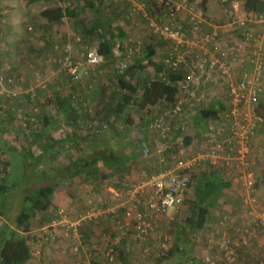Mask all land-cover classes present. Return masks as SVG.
<instances>
[{
	"label": "trees",
	"instance_id": "16d2710c",
	"mask_svg": "<svg viewBox=\"0 0 264 264\" xmlns=\"http://www.w3.org/2000/svg\"><path fill=\"white\" fill-rule=\"evenodd\" d=\"M190 1L192 2L196 0ZM144 3L146 6V12L153 15V8H155V4H151L148 0H144ZM224 4L228 5H226L225 8L228 10L229 3ZM198 6L203 9L206 15V0L200 1ZM241 8L244 11H254L264 14V0H241ZM156 10L160 13L166 12V9L163 6L160 8L156 7ZM121 12L124 14L126 21L128 20V22L130 21L133 23L143 22L148 28L147 22L142 13L133 12L131 4L125 0H61L59 6L49 7L40 12V16L46 21L47 25L52 28L56 27L57 25H61L64 23V21H69L72 27V33L78 36L77 45L86 47L91 44L94 46V49L97 50V53L100 57V63L103 61V64L107 68L111 67V69L114 71V83L112 91L108 96H103V87L101 85H97V95H99L97 96V98H99L97 99L98 108H96L93 113L84 115H82L83 113L81 114V111L79 113V110H76L79 108L83 109L82 104L87 103L84 99L79 98L72 93L69 94L63 92V88L60 90L57 87L59 83L55 85V88H51L53 91L49 96H47L48 98L45 100V105L57 110L62 121L65 120L63 125H61L62 131L58 137L48 134V131L51 128L49 117L44 115L42 117V127H40L38 131H34L30 125L31 119L28 118L25 113H21L22 106H10L11 104L5 103L4 96L0 97V137L1 134H3V132L5 133L6 131V129H4V118L6 116H10L13 122L16 121L19 123V128H16V131L11 129L14 134L18 135L20 133V135H25L27 138L23 140L24 142L18 140L19 143H13L12 145L5 144L2 142L1 138L0 143L5 145L9 151L14 150L18 153L21 152L23 156L28 155L30 162V158H34V165L36 164L38 166L40 163L45 161L44 159L47 155H50L54 151L59 152L60 149L61 153H63L65 149L68 151V149H73L75 146L79 145V147H84L89 151V155L85 154V157H78L77 159L70 161L65 169L61 171L60 177L59 173L56 172L53 176L42 174L40 177L33 178V176L30 175V166L29 164H26V173L29 175L26 178V181H24L21 185L16 184L15 180L12 178L11 159L8 157L6 152L1 151V155L5 158L2 157L0 159V163L3 165L2 168L0 167V169L3 170V174L0 176V213L7 209L8 200L10 199L12 191L17 185L20 190L17 196L19 205L21 204V207L18 208L14 228L0 221V264H32L31 261L33 260V254L37 250V246L42 247L43 244L48 241L45 240L46 236L44 232L33 234L32 230L36 222H38L40 225H45L51 220L54 221L59 218L58 211L60 209L55 211L52 204V198L55 194L56 188L59 185L57 182L58 179L61 181V183H63L65 179L71 177L73 174H81L83 172L95 174L99 173L102 167L106 168V170L110 173L102 175L104 180L109 179L110 176L117 173L116 171H119L118 169L120 165L116 164L117 161L118 163L121 162V164H123L122 166H124V164L132 157H140V155H137L136 153L142 154V152H138L142 149V137L140 136V143L137 144V141L135 140L137 138H134L132 135L131 128H135L133 125L134 123L132 119V113L140 114L141 118L147 115H152L155 118L159 114L164 113V111H169L182 96L177 88V83L184 78L185 72L179 71L173 73L162 63L163 58L169 50V43L158 38H152L151 41L145 44L144 48L139 52L138 55L141 56L139 59L134 55L128 56L130 54V48L127 51L126 46L129 44L130 35L132 34L133 30H126L124 27H122V23L118 21ZM209 22L210 21H208V24L205 25H210ZM54 31L56 30L54 29L52 32L53 36H55ZM47 33H50V31H47ZM201 33L203 34V32ZM67 36H69L67 32H61L62 39L60 43V49L61 54H64L61 60L69 55L71 61L76 63L74 58H76L77 55H81L80 50H76L75 53L73 52L74 57H72L71 45L67 44L70 47V53L68 54V52H64V49L67 46L64 44L68 41ZM25 40H27L28 43H31V37L29 35L25 37ZM45 40L47 41V39ZM47 42L49 46L54 45V43L50 40ZM117 45L118 54H116ZM165 45L166 48L168 47V50L164 51V54L159 56L157 48L163 47ZM89 49L93 48H85L82 53H85ZM47 57L54 56L47 55L45 59ZM53 63L58 65L55 59H53ZM118 63H120V65L124 63L126 67H119L117 66ZM148 70L153 71V77L147 82H142L140 80L141 73H144ZM62 71L68 75L66 70ZM262 81L264 83V74L262 76ZM8 86L9 85L0 87V89H5ZM216 87L220 91L221 85H217ZM43 92V90H39L38 95L43 96ZM222 95L223 94L219 92L218 98L211 106H194V113H191V116H188L187 118L192 122H199L200 125H204L208 121L216 119L218 114H221V112L225 110L222 105L224 106L228 103V100L222 98ZM16 96L17 95L11 94L9 95V98ZM29 97L31 100L34 98L31 97V95H29ZM87 101L89 102L90 100L87 98ZM17 107L18 109H16ZM255 110L258 118L261 119V122H264V114L262 112L264 111V95L259 98L258 103L255 105ZM182 113L185 115V108H182ZM98 122L104 123L107 128L111 130L115 139H112L113 145L110 143H105L100 149L92 150L90 146H88L90 145L89 142L91 139L90 141H84L83 137L86 138L87 134L93 135L94 132L97 133L95 129ZM119 122L122 123V126L119 124ZM261 122L257 124L255 134L250 139V154L254 150L252 141L256 136L259 126H261ZM178 123L179 119L170 122L168 137L165 140H162L156 131L150 129L151 132L156 135L155 141L157 144L159 143L158 151H162V154L165 152L164 155L169 157V162H167L166 166L164 165L165 163H161L162 169L164 167L165 169L171 168L174 166L175 160L184 159L190 156L188 153H185V155L181 154L182 149L186 148L187 152H191L193 149L196 150V148L200 147V142L205 139V136H203L201 133V126L197 128V137H192L186 134V128H183L180 124L178 125ZM123 140L126 141L123 142ZM130 140L133 141L132 144L129 142ZM163 142H166L167 148H163L161 146ZM116 144H120L121 146L128 145V147L124 146V149L122 148L121 151L120 149L116 148ZM33 145L39 147L37 153H35L36 151H30ZM123 152H125V154L121 155ZM250 154L249 157L253 166L255 163H253ZM147 157L146 161L149 163L150 168L148 171L142 173L140 179L145 175L149 176L150 174L159 172L158 167L155 165L153 167L150 159H147ZM114 167H117L118 169H114ZM114 177L116 178L119 176L116 175ZM115 178L111 179L113 180ZM7 179L8 182L10 181V183H7ZM31 182H38V184H32ZM233 182V178L230 177L226 170L215 169L207 165L196 168L186 186V199H184L181 208L178 209L180 210L185 207L186 217L176 226V238L181 239L183 242L185 241L186 237L192 236V241H195V236H198L199 234L201 235V233L207 231L211 210L218 204H221L222 206L228 204L227 206H230V210L234 212V214L237 213L238 208H240V204L236 205L234 202L230 203L228 196H226L232 189ZM29 185H31V188L28 192L27 190L25 192V188H28ZM261 185H264V175L256 176L255 190H258ZM139 199L140 200L138 203L136 202V205H138L140 210H143L146 196L143 194L139 197ZM90 203L91 204H89V207L94 208L92 206L93 201ZM232 208L236 209L233 211ZM121 209L123 210L122 207ZM48 215H51L52 218L46 219L45 222L42 221L43 217L46 218ZM67 215L72 220L73 217H70L71 213L69 214V212H67ZM154 215L155 214H149L150 220H152ZM96 221L97 219L84 220L81 226H79L77 229V233L79 235L78 238L74 237L72 231L65 230V227L61 226V242H64V246L70 242L72 253L79 254L81 251H83L81 249L82 244H85L90 237V232H87V230H91L89 228L92 227L91 232H95V230H98L96 225L100 224L102 226L100 222L95 223ZM120 222L121 223L119 224H123V219H121ZM249 225L254 229L255 233L259 234V237L263 240V236L260 234L261 232L259 228L254 225L253 221ZM131 226L129 228L119 226L118 228L128 235L130 241L138 243V245H145L144 243L147 241L149 236L145 239V241L138 242L133 238L135 231L133 228H131ZM103 227L106 228L100 230L102 232L101 234H104V236L107 237L103 256L108 264H162L164 261L172 258L173 255H176V257L178 255L179 247L174 246V249L170 248V250L160 256H155L154 254L146 255L142 251H139L138 256H134L131 252L126 253L124 251L125 244L123 239L125 237L120 239V236H115L114 230H111L108 225H104L102 228ZM237 229L238 227L235 231V237H232L227 233L231 239H239V232H237ZM109 237L111 238L110 241L108 240ZM116 238L119 240L115 243ZM53 240L54 241H51L56 245L60 240L59 235ZM247 246L248 245L241 246L239 249L245 251ZM211 247L215 248L214 246ZM75 248L77 249L75 250ZM108 249L113 250L112 259H109L106 253ZM38 251L40 254L39 262L41 264H45L43 262V257H41L42 253L40 248ZM84 251L87 252L86 250ZM94 252L95 250H93V253ZM216 253L218 254V252ZM218 259V261H214L215 264H225L222 262L219 255ZM238 261L239 264H241L240 258ZM261 262L262 260L260 259L254 262V264H259ZM190 264H200V261L194 257H191Z\"/></svg>",
	"mask_w": 264,
	"mask_h": 264
},
{
	"label": "built area",
	"instance_id": "2783aa9c",
	"mask_svg": "<svg viewBox=\"0 0 264 264\" xmlns=\"http://www.w3.org/2000/svg\"><path fill=\"white\" fill-rule=\"evenodd\" d=\"M125 1L131 4L133 12L142 13L154 36L169 43L163 65L173 73L185 72L184 78L177 83L182 96L169 111H164L152 120L150 129L156 131L162 140L168 137L170 122L176 119H179L178 125L187 129L190 125L187 117L194 113L193 107L218 98L215 88L213 89L215 84L222 85L221 89L225 86L226 92H220L228 103L216 119L201 126L205 139L200 142L199 148L190 152V156L175 160L171 168L145 175L139 184L128 191L122 204L124 222L121 227L129 228L132 225L131 228L135 231L133 238L138 242L145 241L153 230L149 214L162 216L181 208L192 173L196 168L207 165L226 170L234 183L239 184L240 206L252 216L254 225L263 236L264 247V205L255 190L256 175L249 157L250 139L255 134L257 124L261 122L255 105L264 95V14L244 11L235 0H223L224 3H229L228 20L221 24H211L210 32L202 34L201 28L208 21L205 12L198 6V1L148 0L155 4L153 15L146 12L144 0ZM162 6L166 9L164 13L156 10V7ZM255 27H260L263 32H256ZM229 37L235 39L233 44H229ZM64 52L70 53L69 45ZM129 53H132L131 49ZM80 56L81 61L76 63L71 61L69 55L57 63L73 79L78 78L81 68L95 67L100 63V57L94 48ZM121 67L125 68L126 65L123 63ZM47 81L48 77L45 76L28 92L34 91L36 87L44 88ZM11 82L10 78L3 80L0 77V87L11 85ZM1 95L3 93L0 89V97ZM182 108H185V115ZM161 146L167 148L166 142ZM143 194L146 196L145 205L140 210L136 204ZM102 212L90 208L84 216L71 220L67 212L60 209L59 218L45 228V238L55 239L54 234L61 226L72 231L74 237L78 238L77 229L82 222L94 220ZM228 221L229 216L223 214L218 226L222 227ZM250 223L246 222L237 229L239 239H231L225 231L207 239L208 245L216 248L223 263L239 264V247L248 245V235L255 234ZM115 240L116 243L119 239ZM112 252V249L106 252L109 259H112ZM32 261L34 264H41L38 252L33 254ZM203 261L215 264L210 255H206ZM259 264H264V261Z\"/></svg>",
	"mask_w": 264,
	"mask_h": 264
},
{
	"label": "rangeland",
	"instance_id": "374dc122",
	"mask_svg": "<svg viewBox=\"0 0 264 264\" xmlns=\"http://www.w3.org/2000/svg\"><path fill=\"white\" fill-rule=\"evenodd\" d=\"M200 1L202 0H199L198 2ZM207 1H208L209 12L212 11L211 10L212 8L217 11H221V10L224 11L227 5L224 4L223 0H207ZM235 1H237L238 3L240 2L241 5V0H235ZM60 3L61 0H0V21H1L0 77L3 78V80L10 78L12 80L11 87L13 88L14 85H16V87L18 88L24 86L25 81H32L28 83L30 84V87H35V85L38 82L42 81V79H44L45 76L48 77V81L44 88L36 87L34 91L28 92L30 90L29 89L30 87L26 85V89L20 88L21 90L17 91L16 95L22 96L21 98H23L24 102L26 103V107L21 108L22 110L21 113L22 114L25 113V115L31 119L30 125L32 129H34V131L36 130L38 131V129L42 127L43 124L42 117L45 115L46 117L50 118L49 122H51V128L49 129L48 134L51 136L55 135L56 137L60 136L61 134L62 131L61 125H63L62 123L63 121L57 110H54L48 105H45V100L46 98H48L47 96H49L53 91L51 88L53 87L55 88V85L59 83L57 87L60 90L61 88H63L62 89L63 92L69 94L72 93L73 95L84 99L87 103L82 104L83 109L81 108L76 109L79 110V113L81 111V114L83 113L82 115H84V114H91L96 110V108H98L97 99L99 98H97V96L99 95H97L98 93L97 85H101L103 87L104 92L102 93V95L108 96L112 91V87L114 83L113 82L114 71L111 69V67L107 68L103 64V61L95 67L81 68L79 71V77L77 79L70 78L62 71L63 70L62 67L60 68L57 64L53 63V59H58L60 57L54 56V57H47L46 59L44 58L41 64L38 63L37 61L36 62L37 66L35 67H32L31 65L30 67L29 65L28 66L23 65L24 61L27 60L26 57L29 58V53L26 50V46L19 45L20 41L21 40L27 41L25 40V37L29 35L31 39H34L35 41V42L33 41L34 43H32L34 45L33 47H35L36 49L38 48L42 49L44 47V44H47V41L44 39L45 35H43L41 31L44 32L50 31V34H52L54 29L56 30L57 33H60V31L62 33L67 32L69 35L67 36L68 41L64 45L67 44L71 45L72 57H74L73 52L75 53L76 50H80V54H81L85 48H94V46H92L91 44L86 47L77 45L78 36L72 33L71 30L72 27L69 21H64V23H62L61 25H57L56 27L52 28L49 25H47L46 21L40 16V12L42 10L49 7L59 6ZM225 12H227L226 13L227 16L215 20L214 23L217 24L225 23L228 20V11L225 10ZM211 16H213L212 18H215L214 14H211ZM125 19L126 18L124 14L121 12L118 21L122 23L123 25L122 27H124L126 30H133L132 34L130 35L129 44L128 46H126L127 51L130 48L132 50V53L128 55L127 52V55L128 56L134 55L136 56V58L139 59L141 56H139L138 54L141 51V49L144 48V45L147 44L149 41H151L152 38L157 39V37L154 36L149 31L145 23L143 22L133 23L130 21L128 22V20L126 21ZM228 40H229V44H233L235 39L229 37ZM29 49H33L31 45L29 46ZM167 50L168 47L166 48V45L157 48V52L159 56L164 54V51ZM32 55L35 56V54L33 53ZM50 56L52 55L50 54ZM63 56L64 54L63 55L61 54V58ZM31 61L32 60H29L28 62L31 63ZM74 61L76 62L81 61V56L77 55L76 58H74ZM120 63H118L117 66L120 67L121 66ZM15 73H17V75H15ZM152 77H153V71L148 70L144 73H141L140 80L142 82H147ZM39 90L44 91L43 96L38 95ZM29 95H31V97H34L33 100L30 99ZM87 98L88 100H90L89 102L87 101ZM5 103L8 104V101H5ZM16 109H18V107ZM262 112L264 114V111ZM140 116H141L140 114L132 113V119L135 127V128L133 127L131 128L132 135L134 136V138H138L139 136H141L142 137L141 139L144 142V143L142 142V146H141L142 149L139 150L138 152H144L146 156L148 155L147 159H150L151 163H153L154 165L155 162L158 161L157 162L158 165L156 166L158 168H161V163L159 161L161 162L165 160L169 161V157L167 155H164L165 152H163L162 154V151L160 150L158 151L159 143L157 144V142L155 141L156 135L153 132H151L149 128V123L153 120L154 117L152 115H147L141 118ZM9 118L10 116H6L4 118L5 120L4 129H8V127L10 128L13 127L11 129H14L16 131V128L17 129L19 128V123L16 121L13 122L12 118L10 119ZM119 124L122 126L121 122H119ZM197 128H199V125L196 122L191 121L189 127L185 130V132L186 134L194 137L198 133ZM260 128L261 129L264 128V122H261V126H259L257 130L258 135L257 137L255 136L256 138L254 137L255 142L253 144L254 150L252 152L253 153L252 160L253 163H255L253 164L255 175H257L258 173L260 174L262 172L264 173V129L261 132H259ZM118 129L121 130L120 128ZM95 131L97 133L94 132L93 135L87 134L86 138L88 139L83 137L84 141H90L91 139V141L89 142L90 145L88 146H90L92 150L100 149L101 146H103L105 143L108 144L110 143L111 145H113L112 139L114 140L115 137H113L111 130H109L104 123L98 122ZM17 136H18L17 138L18 140L27 139L25 135L22 134L20 135V133ZM1 138H3L2 134L0 139ZM124 141L126 140H123V142ZM116 146H117L116 148L120 149L121 151L122 148L124 149V146L128 147V145L121 146L120 144H116ZM38 150L39 147L36 145H33L32 148L30 149V151H34V152L36 151L35 153H37ZM1 151L6 152L8 157L11 159L12 178L13 180H15L16 184L18 185H21L24 181H26V178L29 175V174L27 175L26 173V164H29L30 172H31L30 175L33 176V178L40 177L42 174H46L47 176H53L56 172L59 173V177H60L61 171L65 169V167L67 166V164H69L70 161L75 160L78 157L81 158L85 154L89 155V151L87 149H85L84 147L83 148L79 147L78 145L75 146L73 149H68V151L65 149L63 153H61V149L59 150V152L57 151L52 152L50 155H47L44 159L45 161L43 163H40V165L38 166L36 164L34 165L35 163L34 158H30L31 160L30 162L28 155L23 156L21 152L18 153L14 150L9 151L8 148H6V146L2 145V143H0V159L4 157L1 155ZM185 153H188V155H190V152H187L186 148L182 149L181 151V154L185 155ZM124 154L125 152L121 153V155ZM0 167L1 168L3 167L1 163H0ZM162 170H164V168ZM108 173L109 171H107L106 168L102 167L100 169V172L95 174L85 173V172L81 174H73L71 177L63 181V183H61V181H59L58 179L57 182L59 185L55 191L56 193L61 192V195L59 196V198H57L59 202L58 205L61 206V202H63L64 199L67 200L73 199V202H71L67 210L62 207H60L59 209H64L67 212H69V214L71 213L70 217L72 216L74 218V219L72 218V220H76L79 217H82V215H84L91 208L89 207V204H91L90 202L94 200L93 192H98L96 191V189L102 191L107 189L108 187H112L115 185L112 179L111 181H109V179L104 180L102 175ZM2 174H3V170L0 169V176ZM8 179H7V183H10V181L8 182ZM92 182L93 184H91ZM31 183L38 184V182L37 183L31 182ZM17 186L12 191L10 199L8 200L7 209H5L2 213H0V221L6 223L8 226L12 228L15 227V219L18 213V208L21 207V204L19 205L18 196H17L20 190ZM131 187L129 188L130 190L132 189ZM262 187L264 188V185L260 186L261 190L263 189ZM30 188L31 185H29L28 188H25V192L26 190L28 192ZM240 191L241 189L239 188V184L233 182L232 189L230 190L229 195L230 193H233L235 195L231 196V198H228L230 203L234 201V198H239ZM126 193H128V191L127 192L123 191V194ZM96 194L99 195L100 192ZM83 195L84 198L82 199ZM54 201L55 199L53 196L52 198L53 207H54ZM93 204L92 206H94ZM223 207L224 206H222L221 204H218L212 209L213 211L211 212L209 217V223L211 224H209L206 232L201 233V235L199 234L198 236H195V241H192V236L186 237L185 241L183 242L181 239H178L175 236L177 229L176 226L178 225V223H180L181 220H183L186 217L185 207L178 210L177 212L171 211L166 215H162V216L154 215L151 220L153 223V230L150 233L149 237L147 238V241L144 243L145 245H138V243L130 241L128 235H126L124 232H122V230L118 228L119 226H121V224H119L121 223L120 215H118V218H116L118 219L119 222L116 224L108 225V227H110L111 230H114V235L120 236V239H123L125 237L123 240L125 244L124 251L126 253L131 252L132 255L138 256L139 251H142L146 255L154 254L155 256H160L162 254H165L168 250H170V248L174 249L173 248L174 246H178L179 252L177 257L176 255L175 256L173 255L172 258L164 261L162 264H190L191 257H194L195 259L199 260L200 264H206L203 261V258L206 255H210L211 257H213L214 261L219 260L218 254L216 253L217 250L215 248H212L211 246H208L207 243V239L209 237L217 235L218 232V229L215 226L219 218H217L214 215V212H219L220 214L218 216H221L222 214H226L227 216L234 215V212L231 211L229 214V212L223 209ZM102 213L105 212L103 211ZM98 217L96 218L97 221H98ZM49 218H52L51 215H48L46 218L43 217L42 221L45 222V220ZM52 222L53 221L51 220L49 223L45 225H40L38 222H36L33 227L32 233L35 234V233L45 232V236H46L45 228L48 225H50ZM96 226L98 227V229H102V226L100 224ZM54 235L55 238H57V236L59 235L60 238L59 241H61V228L57 229ZM45 240L47 239L45 238ZM108 240L110 241L111 238L109 237ZM52 241L48 240L47 242H45V244H43L42 247L37 246L36 251L39 253L38 250L40 248V251L42 253L41 257L46 256L48 252L50 253L51 251L60 253L61 249L64 250L63 249L64 242L62 243L61 246V243H59V241L56 245ZM67 245L69 246V243H67ZM65 250L68 251L67 249ZM70 252H72V247L70 249Z\"/></svg>",
	"mask_w": 264,
	"mask_h": 264
},
{
	"label": "crops",
	"instance_id": "0c3cea01",
	"mask_svg": "<svg viewBox=\"0 0 264 264\" xmlns=\"http://www.w3.org/2000/svg\"><path fill=\"white\" fill-rule=\"evenodd\" d=\"M196 1H199V0H196ZM206 7H207L206 18L208 21H210L209 22L210 25L211 24H213V25L217 24V23H214L215 20L221 19V18H224L227 16V14H226L227 12H225L226 9L224 11H222V10L217 11V10H214L212 8L211 9L212 11L209 12L207 0H206ZM211 14H214L215 18H212L213 16H211ZM210 25H203L201 28V31L203 33L209 32L211 30ZM255 31L258 33L263 32L260 29V27H255ZM41 32L43 35H45L44 39H47V41H49V40L52 41L54 43V45L49 46V44H44V47L42 49H39V48L36 49L35 47H33L34 45L32 44L35 42L34 39H31V43H28L27 41L21 40L19 45L26 46V50L29 53V58H31V59H29L26 57L27 60L24 61L23 65H26V66L29 65V67L31 65L32 67H35V66H37V64H36L37 61H38V63L41 64L42 60L47 55H50V54L52 56L60 57L58 59H55L56 61L61 60V49H60L61 48L60 43H61V39H62L61 31H60V33H57L55 31V34H54L55 36H53L52 34L47 33V32L45 33L44 31H41ZM30 45L33 49H29ZM32 53L35 54V56H33ZM29 60H32L31 63L28 62ZM43 63H44V61H43ZM58 66H60V65L58 64ZM15 75H17V73H15ZM28 82H32V81H25V83H24L25 87L21 86L20 88L26 89V85H28V87H30V84ZM216 85H218V84H215L214 85L215 87H213V89L215 88L214 91L217 92V95L220 91L223 94L226 92V89L224 87H223V89H220V91H219L218 88L216 87ZM20 88L16 87V85H14V88L11 87V85H9L7 88L1 89L2 93H3V95H1V96L6 97L4 99V101H8V104H11L10 106H14V105L19 106L20 105L22 107H26V103L24 102V99L21 98L22 96H16L13 98H11V97L9 98V95H11V94L16 95L17 91L21 90ZM214 101L215 100L207 101L206 103L203 104L204 105L203 107L211 106L212 104H214ZM222 107L225 108L226 105H224V106L222 105ZM190 116H191V114H190ZM64 122H65V120H63L62 123H64ZM194 122L197 123V121H194ZM150 124L151 123H149V128H150ZM197 124L199 126H202V124L200 125L199 122ZM11 128L8 127V129H6V131H5V133L3 132V134H2V136H3L2 142H4L7 145L8 144L12 145L13 143L14 144L19 143V141L17 139L18 138L17 134H14V132L11 130ZM263 129L264 128H262V129L260 128L259 132H261ZM257 133H258V131H257ZM257 133H256V137L258 135ZM137 139H135V140L137 141V144H139L140 143V141H139L140 136ZM20 141H23V139ZM129 142L132 144L133 141L130 140ZM254 142H255V139L252 141V144H254ZM136 154L140 155V157L139 156L137 158L132 157L131 159H129L124 164V166H122L123 164H121V162L120 163H118V161L116 162V164L120 165V167H119V169L117 167H114V169L117 168L119 171H116L117 173H115L114 175L109 177V181H111V178H115L114 176H116V175L119 176V177H116L115 179H113V182L115 183L114 186L108 187L107 189L102 190V191L99 189H96V191H98V192H93V199H94L93 200L94 201L93 207L99 211L111 210V212H109V213L105 212V213H102L101 215H99L100 217H98V221H96L95 223L100 222L102 224V226L116 224L119 222L118 219H116V218H118V215L121 216L120 221H121V219H123V215H122L123 210L121 209V207H122V204H124V202H125L126 194H127V193L123 194V191L127 192L130 190L129 188L131 187V185H132L131 188H133L134 186L139 184V182L141 180L140 177H141L142 173L148 171L150 168L149 163H147V161H146L147 156H145L144 152H142V154H138V153H136ZM251 158L253 159V153L252 152H251ZM159 162L163 163V164L165 162L164 165L166 166L167 162H169V161L165 160L163 162H161V161H159ZM151 164H152V166L154 165L153 163H151ZM156 165H158L157 161L155 162V166ZM159 169L162 170L161 168H158V170ZM164 169H165V167H164ZM261 175H264V173L263 172L261 174L258 173L256 176H261ZM91 184H93V182ZM99 192H100V194L97 195L96 193H99ZM257 193H258V196H259L262 204L264 205V198H263L264 197V188L262 190H261V188L258 189ZM60 195H61V192H58V193L55 192V194H54V199H55L54 210L55 211L57 209H59L60 207L67 210L69 208L71 202H73V199L72 200L71 199L70 200L64 199V201L61 202V206H59L58 205L59 202H58L57 198H59ZM234 195L235 194L230 193V195L228 194L226 196H228V198H231V196H234ZM83 198H84V195L82 196V199ZM233 202H234V204L239 205L240 204V198H234ZM227 205H225L223 207V209L227 210L230 214L231 208H230V206H227ZM102 208H104V209H102ZM236 208H232V210L234 211V209H236ZM212 211L213 210H211V212ZM219 214H220L219 212H214V215L217 218H220L223 215L222 214L221 216H218ZM229 217L230 218H229V221L227 224H225L222 227H219V226L217 227V223H218V221H217L215 227L218 229V232L225 231L226 233H228L232 237H235V231H236L237 227L238 228L241 227L246 222H252V216H250V214L246 210H244L241 206H240V208H238L237 213H235L234 215H229ZM209 224H211V223H209ZM209 224H208V226H209ZM104 228H106V227H103L102 229H104ZM89 229L92 230V227ZM91 230H87V232H90V234H89L90 237L85 244H82L81 249L83 251H81L79 254H73L72 252H70L71 243L68 242L69 246L66 244V246L63 247L64 250L61 249L60 253L52 252V251L50 253L48 252V254L43 257L44 263L45 264H84V263L108 264V262H106V260L103 256V252L105 250L104 248L106 247L107 237L104 236V234H101V231H100L101 229L95 230V232L94 231L91 232ZM229 231H231L233 234ZM262 242H263V240L260 237H258L257 233H255L253 235L249 234L247 237L248 246L246 247V250L242 251L241 249H238V255L240 258V263L241 264H254V262H256L260 259L264 261V253H263L264 247L262 246ZM65 249H67L69 252L66 251ZM84 250H86L87 252H85ZM93 250H95L94 253H93ZM47 251H49V250H47ZM90 251H91V253H90ZM32 264H34V261H32Z\"/></svg>",
	"mask_w": 264,
	"mask_h": 264
}]
</instances>
